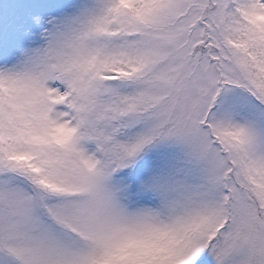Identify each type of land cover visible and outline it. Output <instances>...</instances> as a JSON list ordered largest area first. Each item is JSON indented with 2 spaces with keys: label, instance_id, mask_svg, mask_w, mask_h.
<instances>
[{
  "label": "snow or ice",
  "instance_id": "snow-or-ice-1",
  "mask_svg": "<svg viewBox=\"0 0 264 264\" xmlns=\"http://www.w3.org/2000/svg\"><path fill=\"white\" fill-rule=\"evenodd\" d=\"M0 264H264V0H0Z\"/></svg>",
  "mask_w": 264,
  "mask_h": 264
}]
</instances>
